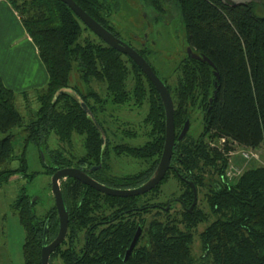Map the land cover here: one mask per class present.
<instances>
[{
  "label": "trees",
  "instance_id": "trees-1",
  "mask_svg": "<svg viewBox=\"0 0 264 264\" xmlns=\"http://www.w3.org/2000/svg\"><path fill=\"white\" fill-rule=\"evenodd\" d=\"M27 33L37 46L47 69L46 84L35 90L38 107L28 111V120L16 105L17 93L0 82V188L13 174L31 177L26 171L25 147L40 146L51 131L65 144L73 134L82 136L83 151L66 155L60 148L49 150L50 162L43 172L50 175L65 165L101 164L91 175L113 187L130 188L144 182L159 160L165 133V113L159 93L142 69L126 54L106 44L61 0H10ZM86 12L112 31L108 0H75ZM157 11L159 18L178 12L192 50L205 54L204 61L187 54L176 65L174 81L162 78L148 60L150 49L137 50L163 80L172 97L175 136L193 109L202 112L203 127L197 135L188 131L173 145L171 165L160 182L137 195L114 196L67 176L60 180L68 212V232L55 254L63 264H264V165L244 168L232 180L226 179L230 142L246 148L258 147L264 138V15L255 12L256 1L227 4L223 0H140ZM264 3V0H262ZM158 18V17H156ZM92 32L96 38L84 34ZM125 56V57H123ZM79 72L85 90L69 83L73 69ZM218 73V76L215 74ZM131 76L132 83L128 84ZM104 85L103 94L91 80ZM71 87L74 91L67 90ZM26 98V91H22ZM85 102L104 131L82 108ZM147 102L142 125L147 126L143 142H132L136 130L126 126L117 136L108 108L122 105L140 107ZM114 119V118H113ZM23 125L24 146L15 154L13 128ZM223 137L224 141L219 142ZM145 162L137 171L115 174L108 163L110 152ZM19 159L16 167L8 166ZM170 173L181 184L177 202L179 215L171 214L170 201L156 200L161 184ZM203 193L207 210L194 203L193 191ZM37 200L21 187L9 207L24 229L23 264H41L42 234L51 239L58 227L55 205L43 216L35 211ZM168 205V207H166ZM120 211L125 219L96 230L94 223L104 209ZM152 213L150 219L146 214ZM199 231L201 252L192 251L193 229ZM142 227V241L123 261L136 227ZM80 233L82 236L80 238ZM81 240V242H80ZM79 245V247L77 246ZM78 248V249H77Z\"/></svg>",
  "mask_w": 264,
  "mask_h": 264
},
{
  "label": "rangeland",
  "instance_id": "rangeland-1",
  "mask_svg": "<svg viewBox=\"0 0 264 264\" xmlns=\"http://www.w3.org/2000/svg\"><path fill=\"white\" fill-rule=\"evenodd\" d=\"M256 1L255 12L259 15H264V3L262 0ZM110 3V24L112 25L117 36L131 46L139 47L141 41L139 36L145 38V46L150 49V52L146 54L148 60L155 67L157 73L162 78H168L169 81H174L176 73V65L179 60L186 53V47L188 46L186 39V31L184 25L180 19L178 12L174 11L167 15L166 18H159L158 12L148 5H141L140 0H108ZM158 17V18H156ZM84 34L90 37L96 38V36L89 31H84ZM125 57V56H123ZM70 85L76 84L81 90H85V86L79 72L73 67L69 75ZM132 83L131 76L128 79V84ZM91 86L97 89L100 93H104L103 83L97 80H91ZM16 105L20 112L24 115L25 122L28 120V111H34L38 107V102L35 98V90L29 89L26 91V98H23L20 91H17ZM22 97V98H21ZM147 110V102H144L140 107L130 105H122L118 108L111 107L108 111L112 114L106 116L108 123L113 122L112 129L116 127L117 136L112 140L115 142L120 138V131L123 127H130L136 130V137H129L132 142H143L146 138L145 131L147 126L142 125V118ZM114 118V119H113ZM203 127L202 112L199 109H193L191 112V119H189L188 132L191 135H197ZM23 125L15 126L13 128L14 136L12 143L14 146L15 154H19L24 146V132ZM4 135V132L0 131V138ZM53 148H60L61 151L66 153L71 152L72 155H78L83 151L82 136L73 134V139L70 144L62 143L53 131L49 133L46 143L37 146L32 142H29L25 147L26 156V171H36L34 175L29 177L23 176L20 173L13 174L9 181L0 188V224L3 223L2 230H0V238L5 235L7 241L16 247L22 257V247L24 237V229L21 225L18 215L15 211L10 209L9 202L15 198L21 187L34 198L37 202L35 204V211L38 216H43L52 204H54V198L51 191L50 176L43 172L44 163L50 162L49 150ZM238 151L231 154L229 158V171H235L234 167H239L242 170L247 167L255 165H264V154L262 150H255L258 153L257 158H250L245 160L241 157L240 148H236ZM111 169L117 174H123L128 172L137 171L145 165L144 161L137 160L127 155H115L111 152ZM19 164V159H13L8 163L10 167H16ZM234 166V167H233ZM181 191V184L170 173L169 178L161 184L159 195L155 197L156 200L165 202L168 199H172L169 203L171 208L169 209L171 214L179 215L182 207L177 202V196ZM206 191V186H199L196 188L197 205L203 210H207V204L204 199L203 193ZM5 214L4 221L1 215ZM152 213L146 214V219L152 217ZM205 222H199L193 229V243L192 251L195 256H199L201 252L200 239L198 236L199 231L204 227ZM82 233H80V238ZM141 242L142 240H138ZM81 242V240H80ZM20 257V258H21ZM53 264H63L60 257H54Z\"/></svg>",
  "mask_w": 264,
  "mask_h": 264
},
{
  "label": "water",
  "instance_id": "water-1",
  "mask_svg": "<svg viewBox=\"0 0 264 264\" xmlns=\"http://www.w3.org/2000/svg\"><path fill=\"white\" fill-rule=\"evenodd\" d=\"M66 3L71 10L82 20V22L97 36H99L106 44L116 48L118 51L127 54L134 62L142 69V71L146 74L149 80L153 83L155 88L157 89L159 96L161 98L162 104L164 106L165 113V133H164V144L159 157V160L156 164L155 169L152 174L141 184L130 187V188H121V187H113L107 184H104L92 176H90L86 171L81 169L80 167L75 166H60L57 167L50 176V185L51 191L54 198V205L58 214V223L59 228L57 234L49 241L45 243V232L46 227H44L43 231V243L40 249V262L41 264H49V254L57 245L61 243L64 239L67 227H68V213L65 208L61 187H60V179L65 178L67 176L74 177L84 184H87L101 192H104L109 195L114 196H127V195H137L142 194L155 185H157L160 180L164 177L166 171L172 167L170 160L173 153V145L176 141L181 140L188 128H189V118L187 117L180 128L178 134L175 136V126L173 120V100L167 89V86L163 82V80L156 74V72L151 67L150 63L145 59V57L134 47L129 45L126 42H123L117 35H115L112 31L104 27L100 22H98L94 17H92L88 12H86L79 4L75 2V0H61ZM227 4H236V3H244L250 0H223ZM186 52L189 56L193 58H198L204 61H208L210 64L212 63L208 56L205 54H199L192 50L191 46L188 45L186 47ZM218 76V73L215 72ZM67 90L74 91L71 87H68ZM82 108L84 111L89 114L94 123L99 127L101 132V140L104 141L105 134L93 113L87 107L85 102H81ZM191 185L193 191L192 202L189 206V210H191L193 204L196 202L197 192L195 184L188 180ZM168 207V205H166ZM141 227L138 226L128 247L125 250V254L123 260L125 261L134 247L138 236L140 234Z\"/></svg>",
  "mask_w": 264,
  "mask_h": 264
},
{
  "label": "crops",
  "instance_id": "crops-1",
  "mask_svg": "<svg viewBox=\"0 0 264 264\" xmlns=\"http://www.w3.org/2000/svg\"><path fill=\"white\" fill-rule=\"evenodd\" d=\"M47 80V69L19 14L10 0H0V82L22 92L40 88ZM259 148L264 154V138ZM5 214L1 215L3 221ZM2 227L3 223L0 230ZM20 257L19 250L5 235L0 238V264H23Z\"/></svg>",
  "mask_w": 264,
  "mask_h": 264
},
{
  "label": "flooded vegetation",
  "instance_id": "flooded-vegetation-1",
  "mask_svg": "<svg viewBox=\"0 0 264 264\" xmlns=\"http://www.w3.org/2000/svg\"><path fill=\"white\" fill-rule=\"evenodd\" d=\"M140 37V39H141V41H140V43H139V45L141 46V44H142V46H144L145 45V38L144 37H142V36H139ZM130 45V44H129ZM139 46V47H140ZM132 47H134L136 50H137V48H139V47H135V46H132ZM123 54H125V53H123ZM127 55V54H126ZM128 56V55H127ZM112 152V151H111ZM111 152H110V154H111ZM112 153H114V152H112ZM109 154V159H108V163H109V166H110V170L112 171V169H111V155ZM115 154V153H114ZM116 155V154H115ZM118 156V155H117ZM171 161V160H170ZM101 164H97V165H95V164H92V165H90V166H87V165H85V164H79V165H73V164H71V165H65V166H75V167H80L81 169H83L84 171H86L90 176H92L91 175V171L92 170H95L97 167H99ZM171 168V167H170ZM56 169V168H55ZM54 169V170H55ZM112 173H114L113 171H112ZM115 174H117L116 172H115ZM51 175V174H50ZM71 177V176H70ZM93 177V176H92ZM66 178V177H65ZM65 178H61V179H65ZM94 178V177H93ZM60 179V180H61ZM96 179V178H95ZM97 180V179H96ZM99 181V180H98ZM104 193V192H103ZM178 198V197H177ZM176 198V199H177ZM56 209V208H55ZM112 208H106V209H104V213H101V215H99V217H98V219L94 222V223H97V222H100L98 225H96L95 227H96V230H102V229H105V228H107V227H109V225H111V224H118V223H120V221L123 219H125V214L122 216L121 215V213H120V211H118V212H115V213H112ZM68 213V212H67ZM56 214H57V211H56ZM57 217H58V214H57ZM138 226H140V225H138ZM137 226V227H138ZM137 227H136V229H137ZM141 227V226H140ZM58 228H59V223H58V227H57V230H56V233H55V235L57 234V231H58ZM136 229H135V231H136ZM141 231H142V227H141ZM141 231H140V234H139V236H138V239H137V241H136V243H135V245H134V247L138 244V240H142V237L140 236L141 235ZM67 232H68V227H67V231H66V234H65V237H64V239L66 238V235H67ZM135 233V232H134ZM54 235V236H55ZM134 235V234H133ZM53 236V237H54ZM52 237V238H53ZM133 237V236H132ZM51 238V239H52ZM51 239H47V237H46V235H45V243L46 242H49ZM64 239L61 241V243L59 244V245H57L56 247H55V249H53V251H51L50 252V254H49V264H53V259H54V257H57L58 255L57 254H55V252H56V250H57V247L58 246H61V249H63V248H67V247H71L70 245L68 246V244H67V242H66V244L63 242L64 241ZM132 239V238H131ZM131 241V240H130ZM42 243H43V234H42ZM130 243V242H129ZM129 245V244H128ZM42 246V245H41ZM78 247H79V245H77ZM128 247V246H127ZM133 247V248H134ZM133 248H132V250H133ZM78 249V248H77ZM125 250H126V248H125ZM125 250H124V253H123V257H124V254H125ZM132 252V251H131ZM131 254V253H130ZM129 254V255H130ZM58 257H60V256H58ZM124 261V260H123Z\"/></svg>",
  "mask_w": 264,
  "mask_h": 264
},
{
  "label": "built area",
  "instance_id": "built-area-1",
  "mask_svg": "<svg viewBox=\"0 0 264 264\" xmlns=\"http://www.w3.org/2000/svg\"><path fill=\"white\" fill-rule=\"evenodd\" d=\"M223 141H224V138L221 137L219 139V142L221 143ZM229 144H231L233 148L230 151H228V154H229L228 163H229V158H230L231 154H233L234 152L238 151L236 148H238V149L240 148L241 157L243 159H245V160H248V159L254 158V157L255 158L258 157V153H256L255 150L258 149L260 151L259 146L256 147V148H246V147H242L240 145H237L236 142H230ZM228 167H229V164L227 165V167H226V169L224 171V176L228 180H232L234 177H236L237 175H239L240 172L242 171L241 168L239 169V167H234V166L233 167H234L235 171H229L228 170Z\"/></svg>",
  "mask_w": 264,
  "mask_h": 264
}]
</instances>
